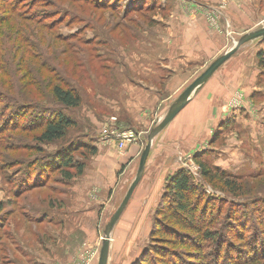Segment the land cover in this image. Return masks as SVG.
<instances>
[{
	"label": "rangeland",
	"instance_id": "1",
	"mask_svg": "<svg viewBox=\"0 0 264 264\" xmlns=\"http://www.w3.org/2000/svg\"><path fill=\"white\" fill-rule=\"evenodd\" d=\"M23 1L26 16L46 17L55 27L44 40L40 34L27 39L39 47L37 58L12 53L21 80L14 95L31 89L25 87L33 77L31 62L55 69L45 78L67 79L82 103L63 110L75 122L63 140L41 144L31 131L0 133V264H97L104 226L135 177L149 132L214 60L264 26V0ZM10 25L1 35L11 33ZM10 36L2 43L5 49L13 44ZM58 37L64 41L55 42ZM259 55L264 58V38L239 47L190 97L197 96V107L181 126L194 132L197 124V144L187 142L189 137L173 144L165 129L154 139L143 177L111 232L108 264H128L134 254L129 264H140L144 257L155 263L154 249L168 251L170 264H264V68ZM137 90L159 96L155 105L153 97L147 98L149 110L141 112L144 122L138 124L130 113L143 97ZM171 92L162 106L161 97ZM110 120L141 133L132 168L102 158L113 149L100 138ZM60 154L69 155L74 167L57 166ZM196 157L223 172L230 189L202 180ZM77 164L83 165L80 175ZM178 170L192 178L201 196L198 215L206 217L204 229L211 236L198 238L180 229L181 245L170 248L150 238L157 210L171 200L167 184ZM63 172L73 177L67 180ZM34 176L42 187H32Z\"/></svg>",
	"mask_w": 264,
	"mask_h": 264
},
{
	"label": "trees",
	"instance_id": "2",
	"mask_svg": "<svg viewBox=\"0 0 264 264\" xmlns=\"http://www.w3.org/2000/svg\"><path fill=\"white\" fill-rule=\"evenodd\" d=\"M25 3L23 0H0V133L4 130L31 131L35 135L36 142L50 144L63 140L67 135V131L75 126L74 120L66 115L63 110L80 107L82 98L67 79H60V77L55 79L45 78V73L47 75L57 73L55 69L49 68L45 64L30 66L31 62L28 63V69L33 77L32 80H29L28 86L25 85L26 88L30 87L31 89L27 92H18L20 97L14 95L16 83H20L21 80L16 77L19 68L17 67L18 64L14 62L15 56L12 53L16 54V52L22 51L23 56L29 55L31 58H37L39 47L32 45L27 39L40 34L41 36L38 39L44 40L55 27L54 23H46V17L36 18L33 14L26 16L24 7H27L25 6L27 4ZM8 23L9 25L11 23L9 27L11 33L1 35L2 28ZM9 35H11L10 39L13 44H9L10 47L8 46V49H5L4 45L9 40ZM49 38L52 43L54 38ZM59 40L60 42L64 41L63 38H59L55 42ZM62 54H65V50L62 51ZM258 58L260 66L264 68V58L262 55H259ZM42 75H44V78H42ZM49 99L52 102H49ZM2 101H4L3 104ZM117 123H120L118 119ZM91 150L93 153L95 152V149ZM58 157L57 166L65 169L74 167L72 158L69 155L60 154ZM195 163L199 167L202 180L208 183H219L226 189H230L232 182L225 177L223 172L212 171L198 157L195 158ZM75 169L76 174L80 175L83 171V165L77 164ZM63 174L67 180L73 177V174L69 172H63ZM37 175L38 178L41 177V175ZM32 180H34L33 183L36 182V185L32 187L43 186V184H37L35 176ZM26 181L28 180L25 178ZM196 191L192 178L187 172L183 170L175 172L169 179L166 190L167 193H170L171 200L167 202L163 211L161 208L157 210L152 229L153 234L150 239L173 248L181 245L178 237V230L180 229L198 238L203 235L205 239H208L211 236L204 229L206 217L198 215L197 208L201 196ZM1 210L2 208H0ZM166 221H170V224H167ZM193 239V237L188 238L191 244L187 247H194L195 241ZM166 252L169 253L166 250L154 249L150 257H154L155 263L150 258L144 257L140 264H170L173 261L167 258Z\"/></svg>",
	"mask_w": 264,
	"mask_h": 264
},
{
	"label": "water",
	"instance_id": "3",
	"mask_svg": "<svg viewBox=\"0 0 264 264\" xmlns=\"http://www.w3.org/2000/svg\"><path fill=\"white\" fill-rule=\"evenodd\" d=\"M264 38V26L244 34L238 42L235 43L234 47L231 48L228 52L224 53L222 56L218 57L214 60L191 84H189L182 93L177 97V99L171 104L166 114L160 120V122L151 129L149 132L146 145L144 146L140 158L138 161V166L136 170V174L131 184L129 185L125 196L120 202L119 206L112 214L106 225L103 229V236L101 239V247L99 250L98 262L97 264H107L108 253H109V244H110V235L111 232L119 220L121 214L126 208L129 199L131 198L135 188L139 184L143 173L145 164L151 149V145L153 140L157 137V135L163 131L166 126L175 118V116L186 106L190 97L195 94L209 79L210 77L237 51L239 47L243 44L259 39Z\"/></svg>",
	"mask_w": 264,
	"mask_h": 264
},
{
	"label": "crops",
	"instance_id": "4",
	"mask_svg": "<svg viewBox=\"0 0 264 264\" xmlns=\"http://www.w3.org/2000/svg\"><path fill=\"white\" fill-rule=\"evenodd\" d=\"M137 91L138 92L141 91V94H139V96L143 95L144 99H143L142 96L139 97V99H141V101H140V103H137L136 109H133V110H135L134 111L135 113L131 112V110H130V113L132 114V117H133L134 121L138 124L139 122L140 123L144 122V117L145 116H144V113H141V112L144 111L146 113V112H148L147 110H149V109H147L148 108L147 106H149V104H148L149 100L147 98L150 99L151 97H153V104L155 105V104L159 103V96L158 95L153 96V93L152 94L150 93L151 94L150 96H145L146 94H144L142 90H137ZM177 91H178V88H177ZM177 91H175V92H177ZM172 93H174V92H171L167 97L166 96L165 97H161L160 100H161V105L162 106L168 101V99L172 98ZM196 98H197V96L195 98H190V100L188 101L186 106L167 125V128H165L164 131H166V134H168V140H170L171 143L179 144V142H181V140L184 141L183 140L184 138L189 137L190 141H187V142H189L191 144H193V143L197 144V142H198V138L197 137H198V131L199 130H198L197 124H195V123L197 122L198 113L194 112V113H196V115H195L194 120L192 121V122H195L194 123L195 126H192L194 128V132H192L191 130L186 131L183 128V125L181 126V124H182L181 121L188 120V117H189L188 114H190L191 111H193L195 106L197 107ZM177 124L180 125L178 129L175 128V125H177ZM111 146H112L113 149H109V152L106 150L107 156L106 157L105 156L102 157V158H104V160H112L114 162L128 163V166L130 168H132L135 165V163L137 162V159H138L137 156H138V153H139V150H138L139 147H138L137 144H133V145L127 146L122 152L119 151L118 153L115 151V150H118L117 147H116V144L111 142ZM111 150H113V153H112V155L110 157V156H108V153H110ZM102 153L105 154V151L102 152ZM149 154H150V152H149ZM144 171H145V168H144ZM111 245L112 244H111V237H110L107 264L109 263ZM134 255L135 256H132L130 259H128V264L134 258H136L137 254H134Z\"/></svg>",
	"mask_w": 264,
	"mask_h": 264
},
{
	"label": "built area",
	"instance_id": "5",
	"mask_svg": "<svg viewBox=\"0 0 264 264\" xmlns=\"http://www.w3.org/2000/svg\"><path fill=\"white\" fill-rule=\"evenodd\" d=\"M107 123L108 125L105 124L102 128L100 138L115 143L118 150L122 151L127 146L139 142L141 133L130 128H122L115 121L110 120Z\"/></svg>",
	"mask_w": 264,
	"mask_h": 264
}]
</instances>
